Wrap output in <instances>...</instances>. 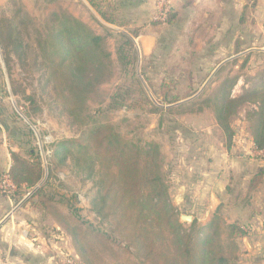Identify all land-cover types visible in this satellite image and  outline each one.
<instances>
[{
  "label": "trees",
  "instance_id": "1",
  "mask_svg": "<svg viewBox=\"0 0 264 264\" xmlns=\"http://www.w3.org/2000/svg\"><path fill=\"white\" fill-rule=\"evenodd\" d=\"M86 1L105 22L114 24L111 17L118 9L115 5L105 0ZM53 18L56 24L42 49L50 62L47 80L53 84L56 100L81 128V133L53 145L47 170L51 175L70 163L77 175L94 181L92 212L104 229L81 217L76 197L67 202L57 200L48 191V181L40 186L46 174L43 158L35 148H25L23 143L19 148L25 150V156L10 151L12 165L7 173L16 187L9 196L15 205L30 206L51 215L71 237L84 264H239L240 241L248 237L240 222L228 223L221 209L204 226L196 219L191 223L183 222L182 213L170 195L160 144L126 139L118 125L99 123L87 115L91 95L105 81L112 67L107 37L96 34L72 16L53 15ZM177 20L178 14L171 10L164 21L153 20L151 25L172 26ZM19 26L17 21L0 19V49L8 73L11 57L24 61L29 49L24 45ZM141 34V28L134 30L133 37L122 33L123 46L119 49L120 65L131 71L134 82L140 87L134 40ZM235 83L236 80L232 81L231 87ZM125 97L117 93L111 99L110 108L129 109L131 105ZM190 97L181 103L179 97L165 96L162 106L151 100L148 103L151 113L161 116H193L210 110L228 150L236 146V129L231 118L245 105H253L254 109L248 111L245 118L253 139V151H264V85L239 97L224 91L201 102L200 97ZM26 100L33 102L31 97ZM27 118H30L28 114ZM258 157L264 158V154ZM4 173L0 169V181ZM262 185L263 174L254 175L248 194ZM0 193L7 195L1 190ZM58 204L67 206L69 212L62 213Z\"/></svg>",
  "mask_w": 264,
  "mask_h": 264
},
{
  "label": "rangeland",
  "instance_id": "2",
  "mask_svg": "<svg viewBox=\"0 0 264 264\" xmlns=\"http://www.w3.org/2000/svg\"><path fill=\"white\" fill-rule=\"evenodd\" d=\"M6 1L3 5L0 2V19L20 23L21 38L29 49L24 61H19L15 56L11 57L10 73H8L6 65L3 64V67L0 65V121L4 118L9 119V128L12 129L14 135L11 140L13 148L17 149V145L23 143L26 144L25 148L32 147L40 152L46 168V174L40 186L48 181L50 183L48 191L50 194H54L57 200L62 199L67 202L68 199L76 197V207L80 209L81 217L99 229H104V226L92 212L91 206V201L96 193L94 181L77 175L70 163L60 170H54L51 175L47 170L54 149L53 145L59 141L77 137L81 133V128L56 100L53 84L47 80L50 62L48 57L43 54L42 49L51 33V28L56 24L53 15H58L61 18L72 16L84 22L96 34L107 37V50L111 54L112 67L105 81L91 95L87 105V115L99 123L118 125L126 139L160 144L165 157L164 170L167 176H169L168 170L171 169L167 168L166 171V164L173 154L171 140L173 136H176L177 130L180 133L184 132L182 125L183 123L187 124L186 116L169 114L161 116L151 113L152 107L148 101L151 100L162 106L165 96L168 98L179 97L182 99L181 103L191 96L193 99L200 97L199 101L201 102L206 98L215 97L223 91L231 93L233 97H239L264 85V52L260 54L254 52L240 59L233 58L223 66L207 64V61L210 60L206 55L204 59H200L202 62L200 65L195 63V55L200 53L197 50L206 44V42L200 41L203 37L202 34L198 35L200 37L198 38L197 34H191L189 31L186 35H182L180 32L177 38L172 27L167 25L151 26L148 22L143 25L141 21H135L131 13H114L111 17L114 24H109L94 9L93 12L90 11L83 0ZM145 25L153 28L152 36L156 40L155 51L148 56L143 53L142 41L138 38L134 40L137 53V72L142 84L140 87L134 82L131 71L125 70L120 65L119 49L123 46L122 33L132 36L134 30L139 28L143 32H147L144 30ZM185 38L186 40H184ZM191 38L194 39L193 42ZM196 38H198L197 43H195ZM183 40L187 41L186 44L189 45L186 47L187 49L183 46ZM235 51L228 50L229 58L235 56ZM213 52L207 50L205 54L212 55ZM224 56V51H221L220 59H223ZM239 77L244 79V87L237 91L236 84ZM234 80L236 83L231 87ZM223 87L225 88L223 89ZM13 91L16 92V95L13 94ZM119 92L126 95L127 104L131 105L129 109L110 108L111 99ZM28 97L33 99L32 103L26 100ZM252 109L254 106L247 104L238 115L231 118V123L236 129V138L245 139L246 130L249 131L245 116ZM27 114L30 118H27ZM211 117L208 112L207 120ZM161 119L162 121H160ZM203 126H200L198 131H202ZM184 142L186 143V141ZM233 148L235 154L239 153L235 147ZM24 151L19 149L16 153L20 152L25 156ZM167 179L170 195L176 206L174 194L177 190L170 183V179ZM260 189L263 190L264 187ZM31 193L26 196L24 202L31 197H29ZM259 193L260 190L254 194L257 203L263 201V194ZM57 207L64 214L69 212L64 204H58ZM30 209L38 211L31 207ZM38 212V216L34 214L37 224L32 225L31 230L38 233L37 236H42L45 239L43 241L44 249L38 258L33 260L32 256L27 258L28 263L84 264L75 250L71 237L51 215H46L42 211ZM223 212L224 218L229 222L236 219L235 215H230L227 208ZM241 222L243 229L251 234L250 240L249 237L245 240L251 241L252 251L242 239L240 241L239 264H264V241L253 234L259 235L262 232V226L255 222ZM28 235L30 238L34 237L32 234ZM16 249L13 247L12 252L14 253ZM15 256L18 258L17 255ZM6 260L7 262L13 261L10 257Z\"/></svg>",
  "mask_w": 264,
  "mask_h": 264
},
{
  "label": "crops",
  "instance_id": "3",
  "mask_svg": "<svg viewBox=\"0 0 264 264\" xmlns=\"http://www.w3.org/2000/svg\"><path fill=\"white\" fill-rule=\"evenodd\" d=\"M5 1L0 0L1 5L5 4ZM83 1L93 12L88 2ZM105 1L118 8L115 13H131L135 21H141L143 25L147 22L150 25L156 12V0ZM171 1L174 12L178 14L177 22L170 26L177 34L176 37L178 38L180 32L186 35L189 31L197 36L202 34L200 41L206 42L204 47L197 50L200 53L195 55L196 64L201 65L200 59H204L206 55L210 60L207 64L223 66L233 58L240 59L254 52H264V0ZM149 25L144 26L147 32L142 31L138 38L142 41L145 56L155 51L156 39L152 36L154 30ZM184 40L183 46L187 49L189 45ZM193 40L191 38L192 42ZM207 50L214 52L212 55L205 54ZM228 50H236L235 56L229 58ZM221 51H224L223 59L219 57ZM236 87L237 91L244 87L242 77L237 78ZM208 112L212 116L209 120ZM1 121L0 169L8 172L12 165L10 151L17 152L21 143L17 145V149L11 146L14 135L9 128V119L4 118ZM185 121L187 124H181L184 132L177 130L176 136L172 137L173 154L166 164V171L167 168L171 169L168 170L170 183L177 190L174 194L176 206L183 211V215L191 216L203 226L211 221L219 209L224 213L227 208L230 215H235L236 218L230 222L227 220L228 223L255 222L263 229L261 228L259 235L253 234L264 241V189H260L264 186L248 194V185L254 175L262 173L264 183V158H259L253 153L250 132L246 130L245 139L236 138L235 148L239 153L235 154L234 148L227 149L211 111L186 116ZM200 126H203L202 131H198ZM258 190L259 194H263L261 203H257L254 198ZM34 214L38 216L39 212L31 210L29 206L23 208L22 204L15 205L8 195L0 193V264H30L27 258L32 256L33 260L40 256L45 239L31 230V226L37 224ZM28 234L34 237L30 238ZM250 236L248 233L249 240ZM249 240H245V245L252 251ZM13 247L17 248L14 253ZM8 257L13 261L7 262Z\"/></svg>",
  "mask_w": 264,
  "mask_h": 264
},
{
  "label": "built area",
  "instance_id": "4",
  "mask_svg": "<svg viewBox=\"0 0 264 264\" xmlns=\"http://www.w3.org/2000/svg\"><path fill=\"white\" fill-rule=\"evenodd\" d=\"M173 10L172 1L171 0H156V12L154 20L164 21L168 15V13ZM0 65H3V56L0 49ZM255 155L264 154V151L258 152L253 151ZM8 172L4 173L2 181H0V190L10 196L16 190V187L10 182L8 177Z\"/></svg>",
  "mask_w": 264,
  "mask_h": 264
},
{
  "label": "water",
  "instance_id": "5",
  "mask_svg": "<svg viewBox=\"0 0 264 264\" xmlns=\"http://www.w3.org/2000/svg\"><path fill=\"white\" fill-rule=\"evenodd\" d=\"M32 194H33V193H31V194L29 195V197L32 196ZM181 219H182L183 222H187V223H191L192 220H193L191 216H187V215H182V216H181Z\"/></svg>",
  "mask_w": 264,
  "mask_h": 264
}]
</instances>
